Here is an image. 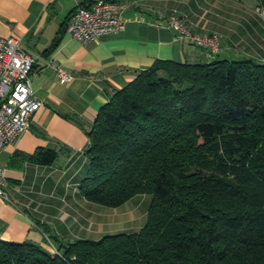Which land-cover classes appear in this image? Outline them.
<instances>
[{"label":"trees","instance_id":"16d2710c","mask_svg":"<svg viewBox=\"0 0 264 264\" xmlns=\"http://www.w3.org/2000/svg\"><path fill=\"white\" fill-rule=\"evenodd\" d=\"M216 57L156 60L87 133L80 194L108 208L150 195L138 231L0 240V264H264V64Z\"/></svg>","mask_w":264,"mask_h":264},{"label":"crops","instance_id":"0c3cea01","mask_svg":"<svg viewBox=\"0 0 264 264\" xmlns=\"http://www.w3.org/2000/svg\"><path fill=\"white\" fill-rule=\"evenodd\" d=\"M94 1L77 3L90 6ZM117 1L127 5L125 29L82 45L65 32L76 1L0 0V36L16 38L39 57L31 90L43 103L30 128L0 153L9 198H0V240L39 243L48 236L58 245L53 240L99 239L144 225L132 215L126 222L137 221L138 228L109 231L122 221L120 214L91 205L80 194V184L88 167L87 133L115 90L156 60L207 62L200 47L177 40L165 27L172 12L196 31L217 34L218 60L264 64V6L258 0ZM56 66L72 79L61 82ZM41 149L56 152L52 165L32 160ZM108 216L116 221L109 223Z\"/></svg>","mask_w":264,"mask_h":264},{"label":"built area","instance_id":"2783aa9c","mask_svg":"<svg viewBox=\"0 0 264 264\" xmlns=\"http://www.w3.org/2000/svg\"><path fill=\"white\" fill-rule=\"evenodd\" d=\"M69 16L65 32L82 45L104 36L122 32L126 20L123 11L127 8L117 0H95L90 6L77 3ZM165 27L179 41H187L203 50L205 57L219 54L216 33H202L193 29L184 16L172 12ZM38 56L30 55L14 37L0 36V153L22 132L31 126L32 118L43 105L31 90L33 67ZM61 82L72 79L62 67L56 66ZM7 180L0 167V198L8 200ZM45 241L55 248L48 236Z\"/></svg>","mask_w":264,"mask_h":264},{"label":"rangeland","instance_id":"374dc122","mask_svg":"<svg viewBox=\"0 0 264 264\" xmlns=\"http://www.w3.org/2000/svg\"><path fill=\"white\" fill-rule=\"evenodd\" d=\"M151 200L150 195H140V196H136L135 198L129 200L128 202H126V204L114 209V208H106L103 206H98L95 204H91V205H95L99 208H103L105 210L108 211H116V213L118 212L121 216V222H118V224L116 225L115 223V227L113 229H109V231H115V230H135V228L137 227V221H135V223H128V221L126 222L127 219H130V217H135L136 220H138L140 223L145 222V217H146V212L149 206V202ZM138 201V202H137ZM138 203L135 207H131L130 205ZM118 210V211H117ZM115 216L111 217L108 216V222H115ZM139 226V225H138ZM118 232V231H117ZM116 232V233H117ZM122 232V231H120Z\"/></svg>","mask_w":264,"mask_h":264}]
</instances>
